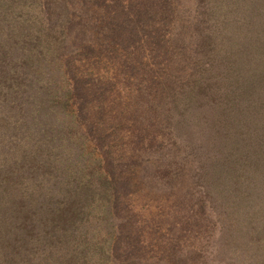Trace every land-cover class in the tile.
Returning <instances> with one entry per match:
<instances>
[{
	"label": "rangeland",
	"instance_id": "1",
	"mask_svg": "<svg viewBox=\"0 0 264 264\" xmlns=\"http://www.w3.org/2000/svg\"><path fill=\"white\" fill-rule=\"evenodd\" d=\"M105 1L106 5L99 4L92 9L101 7L105 10L107 6V17L110 19L121 13L123 16H118L116 21L120 31L124 28V31L129 30V27L137 24L140 10L144 12L140 15V25H143L140 38L152 29L150 22H143L147 20L146 16H151L154 10L159 9L161 1L163 3V0ZM167 2L168 11L163 22H159L158 18L156 22L158 39L146 45L142 59H155L162 67L169 69L167 74L163 70L161 73L154 72V77L159 75L168 79L164 86L167 91L174 92L176 98L167 97L172 105L165 113L161 109L162 105L166 109L165 98L163 97L161 104V99L159 101L156 96H152L149 102H152V115L154 112L158 114L153 115L146 126H149L150 137L155 136L156 144L159 145L156 149H162L164 153L165 164L157 155L154 161L160 166L179 171L174 182L178 181V185L175 189L168 188L166 192L158 193L149 188L148 184L141 187L132 182L131 186L136 189L129 194L132 201L128 202V211L130 208L134 212L139 210L154 226L164 218L161 229L155 230L149 224L145 233L154 240L167 239L171 236L167 234L170 218L177 217L175 214L185 211L184 208L188 206H182L181 199L183 197L185 202L190 199V192L186 196L184 193L191 183V192L201 193L204 204L199 207V225L196 227L198 236L194 242L182 244L180 253L189 248L196 250L189 254V258L183 256L185 262L180 261L179 264H264L263 7H258L254 1L253 4H242L241 0L238 1L240 4L237 0ZM238 5L242 7L239 8ZM245 13L248 18L244 19ZM230 16L233 21L235 18L244 21L239 30L240 35L235 39L230 37ZM152 20L155 22V18ZM246 21L250 22V27H244ZM103 22L109 27L106 36L109 35L114 43L109 48H101L99 40L89 35L88 41L97 48V52L91 54L88 61L90 63L84 62V59L74 61L75 76L81 80L79 88L76 87L75 78L65 72L61 56L58 55L51 62L41 55L44 47L24 55H21L22 52H14L10 54V58V55H5V59H10L9 62L14 66L16 63L25 64L22 66L24 90L22 88L18 96L28 107L27 115L32 121V117L36 116L33 110L39 114V123V118L43 116L50 120L47 112L53 108L59 109L62 103L73 109L81 107L80 113L83 111V118L89 122L83 121L81 127L77 125L73 128L74 132L64 134L72 143L79 142L81 146L69 144L71 149L68 156L73 160L74 166L90 163L92 167H97V158L103 156L91 131L101 130L102 141L107 137L113 144L114 157L121 160L117 163L116 171L125 177L129 172L125 167L131 164L132 158L128 157L130 153H134L135 159H143L144 164L147 156L153 162V154L151 156L145 149L147 138L143 137L140 142L135 127H132L133 130L125 129L126 124L116 110L125 106L127 101L131 102L133 109L142 106L133 89L139 81L144 85L148 84L152 72L144 82L143 77L148 75L147 67H141L136 73H132L134 70L125 71L132 59L125 57L126 48L116 38L119 33L110 30L113 27L112 21ZM252 25L255 27H251ZM178 26L183 30V36L180 33L179 39L176 31ZM138 28L136 26L134 33H137ZM254 37L262 38L255 43L261 45L262 50L257 51L253 44H248L249 41H254ZM196 39H201V45L198 42L195 46ZM154 46L157 47L158 55L152 53ZM0 56L4 55L1 53ZM33 58L39 62L36 61L35 64ZM166 58L171 59V66L167 64ZM230 70L234 72L233 79L221 78V74L230 76ZM183 72H186V77ZM59 80L63 86L57 84ZM53 87L62 89L55 93ZM47 88L53 95L52 102L51 97L45 95ZM63 90L67 91L66 100L62 99ZM3 101L4 98L1 102ZM18 102L21 106V102ZM22 108L24 109L23 106ZM193 110L199 116L193 114ZM146 120L144 118L143 123ZM146 136L148 137L147 134ZM219 138H226L227 144L224 146L217 143L212 146L210 142L214 139L218 141ZM230 138L231 146L235 149L233 153H230ZM66 142L69 140L66 139ZM81 151L82 154L78 155ZM220 151L225 154H219ZM60 155L63 158L65 153L60 152ZM63 161L64 164H69L64 158ZM239 161L246 162L244 167ZM74 181L76 180L71 179L70 182ZM125 197L126 193L123 194V198ZM174 230L178 231V226L172 227L170 233ZM149 257L151 262L156 254ZM163 264L166 262L163 261Z\"/></svg>",
	"mask_w": 264,
	"mask_h": 264
},
{
	"label": "trees",
	"instance_id": "2",
	"mask_svg": "<svg viewBox=\"0 0 264 264\" xmlns=\"http://www.w3.org/2000/svg\"><path fill=\"white\" fill-rule=\"evenodd\" d=\"M253 1L258 7H263V15L264 0H241V3L253 4ZM167 3V0H163V3L161 1V10L159 7L151 16H146L147 20L143 22H150L152 29L140 38V29L143 28L140 25V15L144 12L140 10L137 24L127 27L129 30L124 31V28L120 31L116 21L118 16H123L121 13L110 19L107 17V6L105 10L101 7L92 9L99 4L106 5L105 0H0V54L4 55L0 56V264H163V261L166 264H179L180 261L185 262L183 256L189 258V254L195 252L196 248H189L180 253L182 244L187 241L194 242L198 236L196 227L199 225V207L204 204L201 193L191 192V183L184 193L186 196L190 192V199L188 202L183 197L181 199L182 206H188L184 208L185 211L175 214L177 217L171 216L169 233L164 231L171 234L167 239L154 240L145 233L149 224L155 230L161 229L164 218L158 220L154 226L139 210L134 212L130 208L128 211V202L132 201L129 194L136 189L131 186L132 182L141 187L148 184L149 188L158 193L166 192L168 188L175 189L178 185V181L174 182L179 171L160 166L154 161L157 155L165 164L164 153L162 149H156L159 145L156 144L155 136L150 137L149 126H146L150 118L158 114L154 112L152 115V102L149 103L152 96H156L159 101L161 99V104L163 97L165 98L166 109L165 105L161 108L165 113L172 105L167 97L176 98L174 92L167 91L164 86L168 79L159 75L154 77V72L161 73L163 70L167 74L169 69L162 67L155 59H142L146 45L158 39L157 18L159 22H163L168 11ZM237 12L239 13V9ZM245 18H248L246 13ZM232 19L230 16V37L235 39L240 35L239 30L244 21L241 20V23L240 19ZM104 20L112 21L113 27L110 30L119 33L116 38L126 48L125 57L132 59L125 71L134 70L132 73H136L141 67H147L148 75L143 77L144 82L152 72L148 84L144 85L139 81L133 89L142 106L133 109L131 102L127 101L125 106L116 110L126 124L125 129L133 130L132 127H135L140 142L143 137L147 138L145 149L151 156L153 154V162L147 156L144 164L143 159H135L134 153H130L128 157L132 158L131 164L125 167L129 171L125 177L116 171L117 163L121 160L114 157L113 144L107 137L102 141L101 130L91 131L103 156L97 158V167H92L90 163L74 166L73 160L68 156L70 145L81 146L79 142L72 143L64 134L74 132L73 128L77 125L81 127L83 121L89 122L83 118V111L80 113L81 107L73 109L62 103L59 109L53 108L47 112L50 120L43 116L39 118V123V114L33 110L36 116L32 117V121L27 115L28 107L18 96L24 86L22 66L25 64L16 63L14 66L9 62L10 59H5V55L14 52H22L21 55H24L44 47L41 55L49 58L51 62L58 55L61 56L65 72L75 78L76 87L79 88L81 80L75 76V60L84 59V62H88L91 54L97 52V48L88 41L89 35L99 40L101 48H109L114 43L109 35L106 36L109 27ZM248 21L244 27H250ZM136 26L139 28L134 33ZM178 28L176 31L179 39L183 30L182 27ZM261 34H264V29ZM254 38L248 44H253L257 51L262 50L261 45L255 44L262 38ZM198 42L201 45V39H196L195 46ZM152 53L158 55L157 47L154 46ZM32 60L37 64V59ZM166 62L172 65L171 59L166 58ZM195 66L197 68V62ZM183 74L186 77V72ZM233 76L234 72L231 70L230 76L221 74V78L227 80L233 79ZM57 84L63 86L61 80ZM53 89L56 93L62 88ZM63 91L62 99L67 95V91ZM45 92L52 102L51 90L47 88ZM3 98L4 101L1 102ZM192 113L199 116L194 110ZM167 116L171 117V114ZM144 118H147L146 123H143ZM225 140L226 138H219L218 141L214 139L210 143L212 146L217 143L225 146ZM231 141L232 138L230 153H233L235 149L231 146ZM60 152L65 153L63 158L68 165L64 164ZM81 154L82 151L78 155ZM219 154L223 155L225 152L220 151ZM239 163L242 167L246 164ZM69 179L76 181L72 183ZM181 187L184 188V185ZM125 193L126 197L123 198ZM176 226L178 231L170 233L172 227ZM151 254H156V257L149 262Z\"/></svg>",
	"mask_w": 264,
	"mask_h": 264
}]
</instances>
